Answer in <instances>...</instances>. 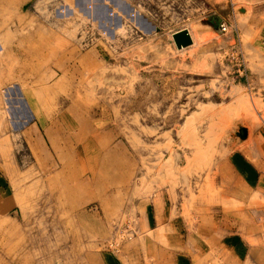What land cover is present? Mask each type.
Instances as JSON below:
<instances>
[{"label": "rangeland", "instance_id": "1", "mask_svg": "<svg viewBox=\"0 0 264 264\" xmlns=\"http://www.w3.org/2000/svg\"><path fill=\"white\" fill-rule=\"evenodd\" d=\"M235 156L264 179V0H0V264H264Z\"/></svg>", "mask_w": 264, "mask_h": 264}, {"label": "crops", "instance_id": "2", "mask_svg": "<svg viewBox=\"0 0 264 264\" xmlns=\"http://www.w3.org/2000/svg\"><path fill=\"white\" fill-rule=\"evenodd\" d=\"M36 129L39 131L38 124L36 125ZM30 133L35 134V130L32 128ZM46 135V133H45ZM257 151L259 155H263L262 149L258 146ZM238 156V155H237ZM232 157L231 160V171L236 173V175L242 180L243 187L245 190H251L255 188H264V179L262 176H258L254 167H250L247 163L243 162L240 157ZM13 198H16L14 192L10 186L7 185V181L0 175V217H4L16 211L13 209L16 206V203ZM226 241L223 242V246H225L229 251L233 252L236 256H240L242 250H244V246L242 242L235 236H228L225 238Z\"/></svg>", "mask_w": 264, "mask_h": 264}, {"label": "water", "instance_id": "3", "mask_svg": "<svg viewBox=\"0 0 264 264\" xmlns=\"http://www.w3.org/2000/svg\"><path fill=\"white\" fill-rule=\"evenodd\" d=\"M173 41L177 49L186 48L191 45V39L186 30L175 33L173 35Z\"/></svg>", "mask_w": 264, "mask_h": 264}, {"label": "built area", "instance_id": "4", "mask_svg": "<svg viewBox=\"0 0 264 264\" xmlns=\"http://www.w3.org/2000/svg\"><path fill=\"white\" fill-rule=\"evenodd\" d=\"M219 32L221 34H225L227 32V27L225 26V24H221L219 26ZM233 55H242L241 51L239 49L236 50L235 53H232Z\"/></svg>", "mask_w": 264, "mask_h": 264}, {"label": "bare ground", "instance_id": "5", "mask_svg": "<svg viewBox=\"0 0 264 264\" xmlns=\"http://www.w3.org/2000/svg\"><path fill=\"white\" fill-rule=\"evenodd\" d=\"M189 34V33H188ZM190 36V35H189ZM190 39H191V37H190ZM3 253V252H2Z\"/></svg>", "mask_w": 264, "mask_h": 264}]
</instances>
